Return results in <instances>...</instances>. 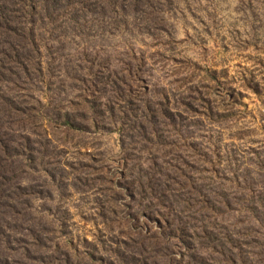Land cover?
<instances>
[{
	"label": "rangeland",
	"instance_id": "obj_1",
	"mask_svg": "<svg viewBox=\"0 0 264 264\" xmlns=\"http://www.w3.org/2000/svg\"><path fill=\"white\" fill-rule=\"evenodd\" d=\"M48 4L56 19L41 9L33 26L46 82L33 66L29 76L21 70V59L38 53L24 48L25 25L16 22L0 35L17 72L2 89L17 106L49 99L57 113L75 108L80 118L72 101L95 92L90 130H50L53 164H43L63 189L40 174L56 197L47 204L66 218L61 243L103 264H134L141 246L159 264H264V0H91L84 11ZM29 123L6 117L4 128L35 142ZM129 214L139 224L126 226ZM133 224L141 233L147 226L143 236Z\"/></svg>",
	"mask_w": 264,
	"mask_h": 264
},
{
	"label": "trees",
	"instance_id": "obj_2",
	"mask_svg": "<svg viewBox=\"0 0 264 264\" xmlns=\"http://www.w3.org/2000/svg\"><path fill=\"white\" fill-rule=\"evenodd\" d=\"M44 1L55 7L60 5L65 10L76 8L84 11V9L91 8V0ZM48 3H36L34 0H0V35L3 34V31H6V28L15 30L13 26L16 22L25 25L24 29L27 32L28 40L24 48L28 49L29 45H32L34 47L32 51H37L38 54H26L20 61L21 70L29 76L32 71L31 66H33V69L43 79L44 76L46 77L44 75L45 67L41 52L38 49L33 26L36 24L37 15L44 16V13L38 14L41 9H44L46 16L51 20L56 19L55 15L58 9L52 7L53 10L48 11ZM5 48L0 49V264H83L84 257L91 260L92 263L103 264L101 258L97 259L92 251L85 250L84 253H80L73 245L61 243L60 236L67 237L62 232L66 225V218L63 217L60 209L51 208L47 204V202H55L56 197L53 192L45 190V187L49 185L47 180L50 179L55 184V191L63 189L62 180L55 175L53 170H49V166L53 164L54 159L50 152V146H52L50 145L52 135L50 130L53 132L54 130L63 129L65 133L87 132L90 130L88 121L92 120L93 123H98L99 117L95 112H91V108L88 106L96 102L92 98L95 92L90 90L91 88L82 89V91H89L87 95H78L80 100L78 102L72 101L73 105L78 104L79 107L83 108L85 114L82 115V119L78 117L79 112L75 108L77 115L71 113L68 109L57 113V106L49 99L47 103L39 101L40 106L37 107L38 109L33 105L32 107H22L20 105L25 104L22 102L17 106L18 102L12 99L10 100L13 103L10 100L6 101V92L2 89V86L3 88L6 86V73L17 72L11 63H6ZM17 56L21 58L19 52L16 53ZM2 57L4 58L1 59ZM10 58L12 57L10 56ZM16 76L20 77L19 75ZM25 80L27 82V79ZM31 80L29 79L30 82ZM44 82H46L45 79ZM255 92L258 94L259 90H255ZM6 103L10 104L7 108ZM107 111H102V114L112 115V110L107 109ZM151 112L147 108L146 116ZM146 116H144V120H146ZM6 117L21 118L24 122H30L29 124L35 126L33 130L39 136V139L34 142L33 138L26 134H21L16 139L12 133L7 132L4 128ZM39 146L40 148H38ZM36 158L39 159L38 163L35 162ZM46 158H50L49 166L43 164ZM39 164L43 168H38ZM68 166L73 169L72 164H68ZM42 172L48 177L47 180H44L43 176L40 175ZM65 193L62 190V195H65ZM132 196L130 197L132 198ZM35 202H42L44 205L41 206L40 210H36ZM111 202L115 203V200L111 199ZM111 213H114V211H111ZM46 215L50 216L51 221L48 220ZM141 216L149 223L156 222L162 234L168 231L171 232L170 224L167 221L165 222L166 226H163L162 221L155 220L150 216L148 218L146 214ZM133 218L132 220L129 214L124 220L125 225L128 226L132 222L139 224L138 219ZM58 223H61V225L58 226ZM138 224H133L130 230H132L131 233L137 232L138 236L141 237L147 226H145V229L140 227L141 233ZM174 238L179 240L181 245L183 244L185 247L183 238H179L176 234H174ZM4 243L6 244V253L2 250ZM140 250L141 252L138 251L137 253L138 259L134 257V264H159L152 257H148L147 251L142 246ZM116 252L115 256L117 258L121 256V259L125 260L123 253Z\"/></svg>",
	"mask_w": 264,
	"mask_h": 264
}]
</instances>
